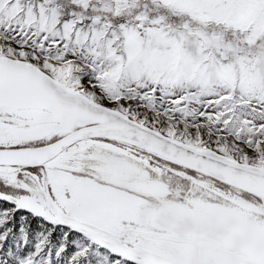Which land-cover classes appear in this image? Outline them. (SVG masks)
I'll use <instances>...</instances> for the list:
<instances>
[{
    "label": "snow or ice",
    "instance_id": "1",
    "mask_svg": "<svg viewBox=\"0 0 264 264\" xmlns=\"http://www.w3.org/2000/svg\"><path fill=\"white\" fill-rule=\"evenodd\" d=\"M0 264H264V0H0Z\"/></svg>",
    "mask_w": 264,
    "mask_h": 264
}]
</instances>
